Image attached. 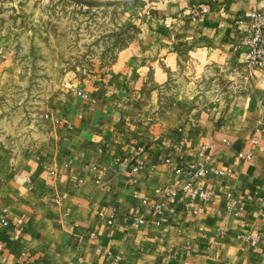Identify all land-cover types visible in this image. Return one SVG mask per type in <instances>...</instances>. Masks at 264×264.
<instances>
[{
	"label": "crops",
	"instance_id": "1",
	"mask_svg": "<svg viewBox=\"0 0 264 264\" xmlns=\"http://www.w3.org/2000/svg\"><path fill=\"white\" fill-rule=\"evenodd\" d=\"M49 1L0 0V264H109L108 250L120 264H264V61L247 65L233 19L264 16V0H93L119 10L132 44L82 78L59 73L38 115L14 120L17 50L47 39ZM196 3L204 17L167 21ZM200 142L202 211L153 212L155 188L190 175Z\"/></svg>",
	"mask_w": 264,
	"mask_h": 264
},
{
	"label": "rangeland",
	"instance_id": "2",
	"mask_svg": "<svg viewBox=\"0 0 264 264\" xmlns=\"http://www.w3.org/2000/svg\"><path fill=\"white\" fill-rule=\"evenodd\" d=\"M50 25L45 42L20 45L17 57L23 63L20 81L13 85L5 113L14 120L32 119L54 89L50 79L68 71L82 78L90 70L109 66L134 40L135 29L126 26L119 10L107 2L50 0L46 4ZM54 71V72H53ZM22 126V125H21ZM21 126H17L18 128Z\"/></svg>",
	"mask_w": 264,
	"mask_h": 264
},
{
	"label": "built area",
	"instance_id": "3",
	"mask_svg": "<svg viewBox=\"0 0 264 264\" xmlns=\"http://www.w3.org/2000/svg\"><path fill=\"white\" fill-rule=\"evenodd\" d=\"M209 10L210 5L204 3H196L190 6L184 12H176L173 15L167 16L166 19L168 22H172L176 18L197 20L204 17ZM233 19L236 24L246 23L247 26V65L256 66L260 64L264 61L263 13L259 9H249L234 14ZM78 94L86 96V93L82 90H78ZM262 130V121L259 119L255 126V131L261 132ZM252 141H256V135L252 137ZM208 148L209 144L206 142H200L193 146L195 158L190 164V175L187 178L175 182H167L155 188L156 199L149 203V208L153 212L160 214L165 211H173L175 209V204L178 202H183L186 206V209L192 213H199L202 211L203 202L211 197L212 192L210 189L204 188L195 183L194 180L200 176L205 175L208 171L205 165L207 158L206 153ZM142 150V146L138 145L134 148L133 154L139 155ZM238 155L249 157V153L243 154L242 152H239ZM166 162L171 164L169 158H166ZM136 168L137 167L135 166V169ZM174 170L178 171L177 168H175ZM213 172L228 173L229 169L216 167L213 169ZM56 201L58 200L56 199ZM144 202H146V200H144ZM0 219L3 225L8 224L7 218L1 217ZM135 220L138 223L144 222V218L141 216L135 217ZM107 254L112 255V261L109 264H120L122 259L120 252L113 253L111 250H108Z\"/></svg>",
	"mask_w": 264,
	"mask_h": 264
}]
</instances>
